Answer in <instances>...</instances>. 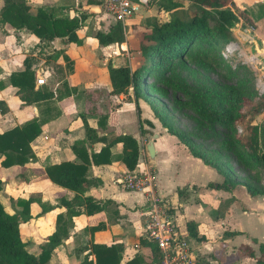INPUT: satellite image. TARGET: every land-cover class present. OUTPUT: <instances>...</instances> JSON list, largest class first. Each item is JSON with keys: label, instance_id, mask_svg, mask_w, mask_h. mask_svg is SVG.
Wrapping results in <instances>:
<instances>
[{"label": "crops", "instance_id": "crops-1", "mask_svg": "<svg viewBox=\"0 0 264 264\" xmlns=\"http://www.w3.org/2000/svg\"><path fill=\"white\" fill-rule=\"evenodd\" d=\"M42 1L39 0V5ZM52 1L57 5H66L62 0ZM87 5L86 13L93 12L96 19L103 17L106 25L102 29L94 25L89 31L88 26L82 24L76 30L81 38L79 44L63 42L55 37L50 40L49 48L41 51L34 46L38 40L34 34L9 25H5L4 30L0 29V80L5 79L11 71L22 69L23 58L28 56L35 77L42 76V73L44 79L55 76L52 88L56 90L55 94L58 93L57 97L51 98L54 102L47 105L48 119L29 142L34 157L23 165L16 164L3 170L0 192L6 190L8 184L10 189L16 191V194L8 191V195L27 196L35 193L41 201L52 205L56 203V196L62 193L70 198L74 192L51 181L45 174L44 166L63 160L80 161L70 147L74 141L84 140L85 150L80 153L88 155L90 159V153L97 151L115 134L128 133L140 146L135 167L127 169L119 159L122 148L120 141L110 143L108 162L89 163L86 177L90 181L80 196L90 195L110 201L104 202L102 211L91 215L86 213L83 203L75 204L76 213L67 219V236L51 251L47 264H77L80 255L88 251L91 241L121 243L123 248L117 264H124L136 252H147L148 249L139 242L145 196L140 190L122 187L119 182L123 172L142 170L146 166L153 170L158 194L169 208L168 214L176 225L186 230V221L193 220L198 233L203 234V239H193L195 253L203 261L209 264H243L251 261L254 264L253 256L240 253L237 248L247 244L257 255L258 243L261 242L264 247V194L250 195L241 183L243 179L236 176L239 181L230 190L209 186L208 182L219 180L217 172L200 158L191 155L186 146L162 125L158 127V119H155L145 101L135 99L130 88L126 93L106 96L110 89L107 61L112 65L123 64L115 63L113 59L116 54H125L126 47H132L126 39L125 28L129 30L128 21L141 9L126 20L123 41L100 44L93 36L95 29L105 31L115 21L105 11L101 14L96 12L100 9L98 3L87 2ZM72 10L68 11L69 15H73ZM136 44L137 36L134 47L138 50ZM124 47L125 50L122 49ZM63 54L68 59H64ZM67 62L71 69L65 73ZM56 66H62L63 72L59 71L58 75L64 73L67 91L61 86L59 76L55 75ZM37 85L40 84L35 83ZM15 89L9 84L0 86V100L6 107L0 111V131L38 115L39 108L45 104H24L15 94ZM83 117L95 130V134L89 138L85 137ZM143 118H147L151 126L143 125ZM139 124L147 131L141 132ZM153 130H157L159 135L153 141L154 162L148 164L143 149L148 136L144 135ZM2 157L0 153V160ZM64 210V206H55L23 223L35 226V219L39 220L40 244L55 226L56 213H64ZM97 222L101 225L90 231L89 226ZM224 230L236 233L223 235Z\"/></svg>", "mask_w": 264, "mask_h": 264}, {"label": "trees", "instance_id": "trees-1", "mask_svg": "<svg viewBox=\"0 0 264 264\" xmlns=\"http://www.w3.org/2000/svg\"><path fill=\"white\" fill-rule=\"evenodd\" d=\"M183 0H148L157 9L166 11L168 17L163 19L152 18V22L140 27L137 35V49L143 58L138 64L129 67L127 64L112 65L107 61V75L110 89L106 96L126 93L131 88L135 99L140 98L148 104L153 115L167 132L173 134L179 142L184 144L187 151L201 159L207 166L213 168L219 175V180L210 181L208 185L213 188L230 190L239 180L235 177L229 163L221 159L212 150L199 149L195 144L189 142V132L181 131L167 122L161 110L152 102L147 92L165 94V88L169 81L163 74V70L174 61L183 59L191 51V46L205 44L212 49L221 48L229 40V29L236 20V12L231 7L234 0H187L193 6V12L189 13L183 6ZM89 3H97L98 0H88ZM66 5H38L35 10L30 11L27 0H1L0 2V29L5 25L14 29H24L34 34L38 40L34 46L41 51L49 48L50 40L59 37L63 42H75L79 44L81 38L76 30L82 26L85 14L69 15ZM239 14L244 15L243 11ZM246 19V16H244ZM100 44L111 42L120 43L124 40V29L119 21H115L105 31L96 30L93 34ZM209 48V49H210ZM211 50H207V53ZM206 55V53L204 52ZM64 59H68L63 54ZM23 68L11 71L8 76L0 80V86L9 84L15 86V94L24 104H44L39 108V113L15 124L10 128L0 131V189L2 188V172L12 165H23L34 157L29 142L40 132L41 124L49 117L47 105L54 102L51 98L57 97L56 90L52 88L54 75L44 79V82L35 86L34 69L31 67L29 57L23 58ZM68 65V62H67ZM57 73L62 71V66H56ZM68 65L65 73L70 71ZM59 76V75H58ZM64 73L59 76L61 86L67 91V82ZM149 78L146 82L145 78ZM159 85H163L159 86ZM74 89V87H72ZM191 97L189 103L195 114V122L202 125L209 122L223 130H229L230 139L220 143V147L232 151L235 157L247 168L258 166L264 168V127L258 130V125L253 123L254 114L257 112L252 108H243L249 104L252 93L247 90H236L231 88H218L206 86L188 91ZM56 95V96H55ZM247 100V101H246ZM249 102V103H248ZM5 105L0 100V111L5 110ZM85 137H91L95 130L82 118ZM147 125L151 122L147 118L142 119ZM141 123V122H140ZM235 125L241 130L234 132ZM141 132L147 131L139 124ZM151 133V132H150ZM233 133V134H232ZM115 141L122 143L119 159L127 169H133L138 159L137 140L128 133L115 134L108 142H105L97 151L88 155L80 152L85 150L84 140H77L71 144V149L79 156L80 161L63 160L58 163L44 166L45 174L58 185L74 192L68 198L64 193L56 196L54 205L41 201L38 194L27 196L16 195L11 202L12 212H7L0 202V264H47L51 251L67 236L68 221L75 214L74 205L83 203L88 215L102 211L104 202L90 195L80 196L89 183L86 171L89 163H105L110 160L109 145ZM236 147V148H235ZM255 181L247 178L241 180L250 195L264 194V185L259 184L257 173L253 175ZM55 206H64V213L55 215V226L45 239L38 244L40 251L32 253L27 250V239L20 234L19 224L39 216V213L53 209ZM169 208L166 211L169 212ZM100 222L89 226L92 231L100 226ZM186 232L189 238L200 240L203 234L198 233L196 223L193 220L186 221ZM236 231L224 230L223 235H231ZM255 241V240H254ZM139 242L145 246L147 252H136L124 264H147L156 261L160 253L156 244L145 235L140 234ZM85 246L84 248H86ZM122 244L119 242L104 243L91 241L88 251L80 255L77 264H117L121 257ZM81 249V248H80ZM79 249V250H80ZM241 253L253 256L254 264H264V247L258 243L257 255L253 248L247 244H241L237 248ZM197 258H203L196 254ZM205 264H209L206 260Z\"/></svg>", "mask_w": 264, "mask_h": 264}, {"label": "rangeland", "instance_id": "rangeland-1", "mask_svg": "<svg viewBox=\"0 0 264 264\" xmlns=\"http://www.w3.org/2000/svg\"><path fill=\"white\" fill-rule=\"evenodd\" d=\"M87 1L62 0L69 8L68 11L73 9V14H85L82 24L87 25L89 31L92 27L94 28V25L102 29L106 25L104 24L106 21L103 17L96 19L93 12L86 13L85 10L89 8L87 7L89 6ZM27 2L30 4V11L32 12L39 5V0H27ZM97 3L100 4L101 0H98ZM182 3L189 13L193 12L194 8L187 0H183ZM42 5L58 6L52 0H44ZM231 7L235 10L237 18L229 29V40L226 43L230 42L235 47L233 53L229 54L224 51L223 48L226 43L221 48L216 49H212L205 44L197 45L195 43L191 46L188 55L181 60L174 61L173 64L163 70V74L170 82L167 87H164L165 94L146 92L152 102L164 114L168 123L178 130L189 132V142L195 144L199 149L212 150L217 153L221 159L230 164L237 178H247L252 182L255 181L253 175L257 173L258 182L263 186L264 168L258 166L247 168L239 162L232 151L221 148L220 143L230 139V131L228 129L223 130L209 122L197 125L195 114L189 105L191 97L187 92L195 88L216 86L218 88L247 90L252 93V97L249 99L250 103L247 104L246 102L243 108L256 110L252 122L258 125L260 131L264 127V88H260L264 84V0H234ZM140 9L138 15L134 16L133 14L134 17L128 21L129 30L125 28L126 39L129 46L132 44V47H126L125 54H116L113 59L115 63L121 62L133 67L143 60L139 51L134 47L136 33L140 30V27L152 22V18L163 19L168 17L166 11L157 9L153 4L147 3L145 8ZM240 10L244 12V15L239 14ZM103 11L101 7L98 11L96 10L100 14ZM108 16L110 19H114L110 14ZM244 16H246V19ZM122 49L125 50V47ZM207 50L211 51L207 53ZM42 77L44 78L43 73ZM145 79L146 82L150 80L147 77ZM159 86L163 87V85ZM155 119L157 118L155 117ZM143 125L146 126V123ZM157 125L162 127L159 121ZM234 127L235 133L241 130L239 125ZM150 134L144 136L147 137ZM6 187V190L0 192V202L7 212H11V202L16 195H8V193L16 194V191L10 189L11 187L8 184ZM20 224L22 238H28L27 249L32 253L39 252V220L35 219V226L23 222ZM194 244V240L190 238L192 253L196 255ZM243 264H252V262H243Z\"/></svg>", "mask_w": 264, "mask_h": 264}, {"label": "built area", "instance_id": "built-area-1", "mask_svg": "<svg viewBox=\"0 0 264 264\" xmlns=\"http://www.w3.org/2000/svg\"><path fill=\"white\" fill-rule=\"evenodd\" d=\"M148 0H101L100 7L109 13L115 21L124 24ZM226 53H233L235 47L230 42L224 45ZM42 76L35 77L36 84H42ZM264 88V84L260 86ZM122 187L129 190H140L145 196L143 221L140 234L154 242L160 253L156 261L147 264H205L192 253L190 239L186 230H181L166 211L162 197L158 194L153 170L146 166L142 170H127L119 178Z\"/></svg>", "mask_w": 264, "mask_h": 264}, {"label": "water", "instance_id": "water-1", "mask_svg": "<svg viewBox=\"0 0 264 264\" xmlns=\"http://www.w3.org/2000/svg\"><path fill=\"white\" fill-rule=\"evenodd\" d=\"M159 135V132L157 130H153L150 134V136L147 137L146 141L143 144V149L146 155V161L148 164H153L154 162V145H153V141L155 139L156 136ZM140 149V146L138 145V151ZM139 154V152H138Z\"/></svg>", "mask_w": 264, "mask_h": 264}]
</instances>
